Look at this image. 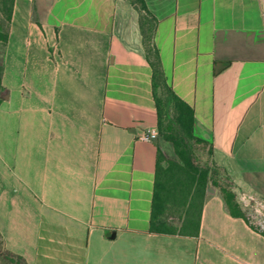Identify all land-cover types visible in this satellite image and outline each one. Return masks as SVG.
I'll return each mask as SVG.
<instances>
[{"label":"crops","instance_id":"crops-1","mask_svg":"<svg viewBox=\"0 0 264 264\" xmlns=\"http://www.w3.org/2000/svg\"><path fill=\"white\" fill-rule=\"evenodd\" d=\"M142 2L163 76L242 214L213 192L196 236L149 232L158 146L139 136L157 112L135 6L14 0L0 46L1 248L24 264H264V0Z\"/></svg>","mask_w":264,"mask_h":264},{"label":"trees","instance_id":"trees-1","mask_svg":"<svg viewBox=\"0 0 264 264\" xmlns=\"http://www.w3.org/2000/svg\"><path fill=\"white\" fill-rule=\"evenodd\" d=\"M127 1L135 7H137L135 4L138 3L141 14H146V7L142 0ZM13 3L14 0H0V46H3L7 41V29L11 20ZM141 26L147 60L152 68V89L157 112V128L161 131H163L164 127L169 129L171 133H174L178 137L179 141L185 140L187 138L197 141L198 143L208 144L206 141L197 137L194 134L193 109L189 105L184 103L181 99H179L177 95L174 94V92L171 90L170 86L167 84L162 73L157 51L151 42L150 32L149 34H147L143 22H141ZM170 111L172 113V120L167 119L168 112ZM157 150L158 152L155 171V183L149 232L158 234H180L196 236L198 234L202 206L206 197L204 187L201 188V196L199 197L198 203H196L195 201L196 191L195 189L191 188L187 191V193H185L181 203H176L175 207L173 206L174 209H180V213L177 215V220L179 223L178 227L176 225L174 226V224L166 220V217H164L165 213L163 208L161 207L160 200V193H162L164 181L160 174V157L158 147ZM221 195L229 212L232 215H241L240 212H233L230 208V206H233V196H230V199H227L226 197H224V194L221 193ZM0 251L4 254L11 256L14 259L20 260L21 263L24 264L20 256L14 255L8 251L3 250L1 248V241Z\"/></svg>","mask_w":264,"mask_h":264},{"label":"rangeland","instance_id":"rangeland-1","mask_svg":"<svg viewBox=\"0 0 264 264\" xmlns=\"http://www.w3.org/2000/svg\"><path fill=\"white\" fill-rule=\"evenodd\" d=\"M135 5L137 10L140 11L139 4ZM142 16L147 34H149L152 22L148 16L144 14ZM167 119L172 120L171 111L168 112ZM156 131V142L160 157V174L164 181L160 200L166 220L178 227L177 215L180 213V209H174L173 206L175 207L176 203H181L185 193L191 188L196 191L195 201L198 203L202 187H204L205 196L213 192L222 193L227 199L233 196V206H230V208L233 212L242 214L241 208L236 202L234 181L215 162L212 149L208 144L198 143L187 138L179 141L178 137L165 127L163 131L158 128ZM0 264L22 263L20 260L14 259L0 251Z\"/></svg>","mask_w":264,"mask_h":264},{"label":"built area","instance_id":"built-area-1","mask_svg":"<svg viewBox=\"0 0 264 264\" xmlns=\"http://www.w3.org/2000/svg\"><path fill=\"white\" fill-rule=\"evenodd\" d=\"M157 137V131L156 129L148 130L145 132H142L139 136L140 139L146 140V141H151L155 140Z\"/></svg>","mask_w":264,"mask_h":264},{"label":"water","instance_id":"water-1","mask_svg":"<svg viewBox=\"0 0 264 264\" xmlns=\"http://www.w3.org/2000/svg\"><path fill=\"white\" fill-rule=\"evenodd\" d=\"M225 64H226V63L219 62V63L217 64L216 70L221 69Z\"/></svg>","mask_w":264,"mask_h":264}]
</instances>
